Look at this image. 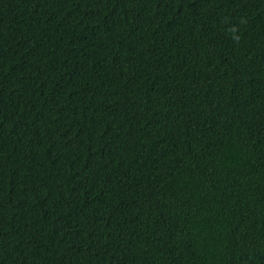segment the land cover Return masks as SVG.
Masks as SVG:
<instances>
[{
	"label": "trees",
	"instance_id": "16d2710c",
	"mask_svg": "<svg viewBox=\"0 0 264 264\" xmlns=\"http://www.w3.org/2000/svg\"><path fill=\"white\" fill-rule=\"evenodd\" d=\"M0 264H264V0H0Z\"/></svg>",
	"mask_w": 264,
	"mask_h": 264
},
{
	"label": "clouds",
	"instance_id": "9594fccd",
	"mask_svg": "<svg viewBox=\"0 0 264 264\" xmlns=\"http://www.w3.org/2000/svg\"><path fill=\"white\" fill-rule=\"evenodd\" d=\"M233 31L235 32V29H233ZM233 38L237 41L239 40V36H234Z\"/></svg>",
	"mask_w": 264,
	"mask_h": 264
}]
</instances>
